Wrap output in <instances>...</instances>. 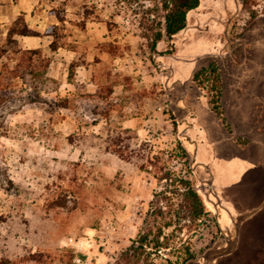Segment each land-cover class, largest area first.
<instances>
[{"label":"rangeland","instance_id":"obj_1","mask_svg":"<svg viewBox=\"0 0 264 264\" xmlns=\"http://www.w3.org/2000/svg\"><path fill=\"white\" fill-rule=\"evenodd\" d=\"M158 3L0 0V12H8L1 19L11 20L21 7L34 9L42 29L63 46L56 53L45 46L35 56L39 77L22 79L8 68L0 75V259L115 262L161 188L153 176L157 166L147 162L141 168L107 144L118 133L131 137L139 152L158 155V166L181 171L191 166L210 220L194 239L197 255L189 264H260L264 258V0H254V17L242 0H200L177 38L178 57L204 59V64L202 54L228 41L214 61L224 77L226 122L209 102L212 80L203 87L191 80L185 90L179 85L169 90L167 68L158 60H166L179 79L191 75L194 63L151 52L143 32L160 19ZM4 23L0 45L10 27ZM5 62L21 63L20 55L2 56L0 69ZM173 111L194 140L187 160L176 146L179 129L175 133L163 118V112L167 119L176 117ZM136 117L138 127L125 128L123 121ZM130 149L120 151L127 157ZM194 154L209 166L206 188L195 172ZM253 210L257 213L247 214L241 227L238 220L229 229L218 223L219 215L225 225L231 215Z\"/></svg>","mask_w":264,"mask_h":264},{"label":"trees","instance_id":"obj_2","mask_svg":"<svg viewBox=\"0 0 264 264\" xmlns=\"http://www.w3.org/2000/svg\"><path fill=\"white\" fill-rule=\"evenodd\" d=\"M253 2L254 0H242L243 8L254 17L256 10L253 8ZM158 4L161 12L160 19L144 27L143 37L147 38L152 53L164 55L173 52L172 44H169L170 48L159 51L157 43L164 38L171 41L176 33L185 28L188 12L196 9L200 5V0H159ZM38 34L27 25L23 16L18 17L12 23L0 45V58L7 55L11 59L19 54L21 63L9 67V64L5 62L0 69V75L6 68L10 70V73L22 79L26 75L35 77L42 75L35 71L36 67L33 63L35 56H40L41 49H22L15 38L16 35ZM58 44L54 39L50 44V49L56 50ZM193 80L201 87L206 86V81H213L209 94L210 103L214 111L224 119L220 103L222 78L216 63L212 61L207 67L198 70ZM173 124L176 125L174 120ZM124 132H131V129H124ZM130 139L131 137L118 133L110 138L107 144L115 146L120 157L128 160L135 159L133 161L140 164L141 168H145L147 162L152 166H157L159 172H155L153 176L161 188L155 189L136 236L119 253L113 264H189L197 255L194 239L202 229L209 226L210 220L204 200L190 177L191 166L186 165L185 171L174 170L163 164L158 166V155L147 156L139 152L140 147L134 146L136 142L131 143ZM176 146L181 157L187 160L188 153L180 140H177ZM126 148H131L130 155L124 157L125 153L120 150H126ZM213 220L216 221L215 218ZM0 264L17 263L8 259H0ZM260 264H264V258Z\"/></svg>","mask_w":264,"mask_h":264},{"label":"crops","instance_id":"obj_3","mask_svg":"<svg viewBox=\"0 0 264 264\" xmlns=\"http://www.w3.org/2000/svg\"><path fill=\"white\" fill-rule=\"evenodd\" d=\"M7 7V6H6ZM199 7V6H198ZM197 7V8H198ZM196 8V9H197ZM194 10V9H193ZM191 12V10L188 12L187 15H189ZM56 12H49V16L50 17H56L57 14H55ZM18 16H23L27 25L37 31L39 34L38 35H16L15 38L17 39L18 41V44H19V47L22 48V49H43V47L45 46H48L50 48V44L53 42L54 40V36L52 34H50L48 31H47V27L43 28L42 29V21L41 18L39 16L38 13H35L34 12V9H28V8H24V7H21V9L15 13L14 16L11 17V20H8V19H1V17H8V12L6 11H2L0 12V21H5L4 24L7 23L10 24V26L12 25V23L16 20V18ZM58 18V16H57ZM187 20H188V17H187ZM58 21L59 18H58ZM59 23V22H58ZM57 22H53L52 24H58ZM189 27V24L187 23L186 24V27L183 28L182 30H180L177 34H175V36H173V41H159L157 43V49L159 51L163 50L166 45H169L170 43L172 44L174 50L173 52L169 53V54H164L165 56H162V55H159V57H166L167 55H171L172 57H176L177 56V59L181 60V61H192L194 63V67L192 68V71H191V75L186 78V79H179L176 77L175 75V70L174 68L169 65L168 62H166V60H164V62L159 61L160 64H163L166 68H167V71H168V75H167V79H166V83H167V86H169V90L171 91L176 85H179L181 86L182 89L185 90V85L189 82V81H193L195 84L196 82L193 80V77H194V74L200 70L201 68L203 67H207L212 61H217L219 59V56H222V54L225 52V47L227 46V42L228 41H221V46L218 48L216 45H214V47L216 48L215 51H212V52H208L206 54H202L203 56H206V63L204 64L205 61H201V59H196L195 58H191V59H185V58H181V57H178V55H180V49H179V45L177 44L178 41H177V38L180 37L182 34V32H184V30H186L187 28ZM9 29V27L7 28V30ZM6 30V31H7ZM50 37H52L53 39H49ZM176 40V41H174ZM63 46L62 44H58V48L56 50H52L53 52H57L59 49H61ZM186 56L184 57H187L189 56V54L185 53ZM201 55V56H202ZM155 57V55H154ZM199 57V56H197ZM166 59V58H164ZM201 63H203L201 65ZM84 63H77L76 66H79V65H83ZM201 65V66H200ZM221 74V73H220ZM75 75L74 74V78H75ZM70 76V75H69ZM221 78H222V94H223V91H224V80H223V76L221 75ZM68 80H72L68 77ZM74 81V79H73ZM80 82H85L84 79H81ZM222 94H221V97H222ZM208 99H209V102H210V96L208 94ZM220 103H221V99H220ZM211 104V103H210ZM221 107H222V104H221ZM223 109V107H222ZM173 114L174 116L176 117H172V118H165L166 116V113L163 112V118L165 120L166 123H171L172 126H173V130L175 131V133H177V129H179V133H178V139L177 140H180L181 144L183 145V147L185 148V150L187 151L188 153V147L191 145V143L194 142V140L188 135V127L189 125H185L183 121H178L177 119V114L175 113V111H173ZM161 115H162V112H161ZM223 116H224V121L226 122L227 121V117L224 115V110H223ZM139 117H136V118H130V119H127V120H124L123 123L125 124V128H134V127H138V119ZM173 120L176 122V125L173 124ZM245 140V139H244ZM189 156V155H188ZM191 159L193 160V163L195 164L196 166V169H195V172L198 171L200 176L199 177H203L202 179L205 181V182H202L203 185L204 183L208 184V185H205L204 187L206 188L207 186H210L211 185V177L209 180H206L207 176L210 175L209 174V166L207 164H205L204 162L202 161H197L195 159L196 155H191ZM207 172V173H205ZM211 176V175H210ZM213 195V194H211ZM215 208L214 210L216 211H220V207H221V203H220V199H216L215 200V204H214ZM257 210H253V211H250V212H244L243 215H240V216H233L231 215L230 218L227 219V224L223 225L220 221V215L217 217L218 219V223L220 225V227L222 229H229L233 226V224L236 222V220H238L239 217L241 216H245L244 219L241 221V224H240V227L241 225H243L245 223V221L248 219V217L246 216L247 214H253L255 213ZM259 211V210H258ZM257 213V212H256ZM240 227H239V230H240ZM239 230H238V234H239Z\"/></svg>","mask_w":264,"mask_h":264},{"label":"water","instance_id":"obj_4","mask_svg":"<svg viewBox=\"0 0 264 264\" xmlns=\"http://www.w3.org/2000/svg\"><path fill=\"white\" fill-rule=\"evenodd\" d=\"M243 219H244V216H241V217L238 218V225H239V226H240L241 221H242ZM205 257L208 258V254H206Z\"/></svg>","mask_w":264,"mask_h":264}]
</instances>
